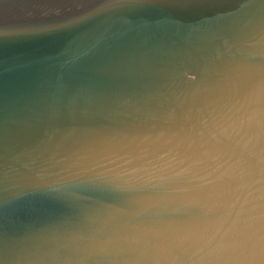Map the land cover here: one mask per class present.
Returning <instances> with one entry per match:
<instances>
[{
	"label": "water",
	"instance_id": "1",
	"mask_svg": "<svg viewBox=\"0 0 264 264\" xmlns=\"http://www.w3.org/2000/svg\"><path fill=\"white\" fill-rule=\"evenodd\" d=\"M0 264H264V0H0Z\"/></svg>",
	"mask_w": 264,
	"mask_h": 264
}]
</instances>
